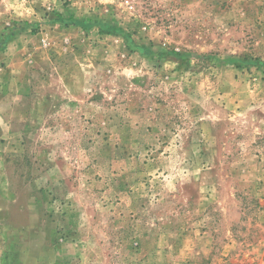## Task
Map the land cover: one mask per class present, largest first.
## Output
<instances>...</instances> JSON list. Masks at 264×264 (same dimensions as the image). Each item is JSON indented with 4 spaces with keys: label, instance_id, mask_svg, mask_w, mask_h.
<instances>
[{
    "label": "rangeland",
    "instance_id": "374dc122",
    "mask_svg": "<svg viewBox=\"0 0 264 264\" xmlns=\"http://www.w3.org/2000/svg\"><path fill=\"white\" fill-rule=\"evenodd\" d=\"M0 264H264V0H0Z\"/></svg>",
    "mask_w": 264,
    "mask_h": 264
}]
</instances>
